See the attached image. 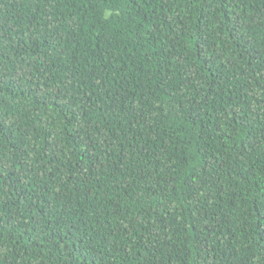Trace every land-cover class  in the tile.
Returning a JSON list of instances; mask_svg holds the SVG:
<instances>
[{
    "label": "trees",
    "instance_id": "obj_1",
    "mask_svg": "<svg viewBox=\"0 0 264 264\" xmlns=\"http://www.w3.org/2000/svg\"><path fill=\"white\" fill-rule=\"evenodd\" d=\"M0 264H264V0H0Z\"/></svg>",
    "mask_w": 264,
    "mask_h": 264
}]
</instances>
